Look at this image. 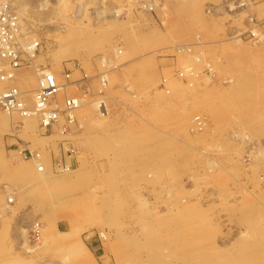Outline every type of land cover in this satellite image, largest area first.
<instances>
[{
	"label": "rangeland",
	"instance_id": "1",
	"mask_svg": "<svg viewBox=\"0 0 264 264\" xmlns=\"http://www.w3.org/2000/svg\"><path fill=\"white\" fill-rule=\"evenodd\" d=\"M16 5L81 106L45 133L0 111V264H264V0Z\"/></svg>",
	"mask_w": 264,
	"mask_h": 264
},
{
	"label": "built area",
	"instance_id": "2",
	"mask_svg": "<svg viewBox=\"0 0 264 264\" xmlns=\"http://www.w3.org/2000/svg\"><path fill=\"white\" fill-rule=\"evenodd\" d=\"M16 1L0 0V82L4 84L0 87V111L8 114L14 113L22 117L34 116L38 120L39 129L45 133L58 124L60 113H64L66 121L72 123L74 121L73 111L77 107L76 104L80 103V99L73 96L66 97L61 106L56 102V96L66 88L67 83L59 81L55 72L50 68L34 64V58L40 50L41 44L40 41L31 39L26 32L23 16ZM259 25L252 22L253 28L250 29L248 36H252L253 39L260 36L256 33ZM22 67H32L35 73L36 86L30 92L21 90L15 84L17 70ZM101 76L103 77L101 79L102 86H104L106 78L104 75ZM64 77L67 82L69 74H65ZM87 79L88 77L84 75L75 83L86 90ZM27 92L29 95L31 94V100ZM96 107L101 115L106 114L103 100L98 99ZM20 154L24 158L29 157L35 161L40 159L38 152L29 149H23ZM57 165L62 169L61 164ZM38 170H42L41 164L38 165ZM5 192L7 196L10 194L8 191ZM7 201L11 202L10 197H7ZM36 231L37 228H33L32 233L35 234ZM95 236L100 241L104 239L98 231L97 233H86L84 241L88 245H92Z\"/></svg>",
	"mask_w": 264,
	"mask_h": 264
},
{
	"label": "bare ground",
	"instance_id": "3",
	"mask_svg": "<svg viewBox=\"0 0 264 264\" xmlns=\"http://www.w3.org/2000/svg\"><path fill=\"white\" fill-rule=\"evenodd\" d=\"M100 7V6H99ZM144 7H149V3H145L144 4ZM97 9V8H96ZM116 12V11H115ZM118 12V11H117ZM22 13V12H21ZM103 13H105L104 11H103ZM102 13V10H101V8H99V9H97V10H95L94 11V14L95 15H97L96 17H99V16H101V14H103ZM101 82V81H100ZM0 85H2V82H0ZM31 95V94H30ZM30 95H29V99H30ZM31 100V99H30ZM82 102V101H81ZM77 105V107L75 108V109H77V108H79L81 105L80 104H76ZM28 117H34V116H28ZM27 117V119H30V118H28ZM187 117V116H186ZM1 120H3L4 119V117L3 116H1ZM36 118V117H35ZM195 120V119H194ZM193 121V120H192ZM197 123V122H196ZM194 127V126H193ZM27 163H29V162H27ZM31 163V162H30ZM61 169V168H60ZM66 170V168L64 169L63 168V171H65ZM10 196V195H9ZM9 196H7V197H9ZM11 199V198H10ZM100 235L102 236V237H105V235H104V233L103 232H100ZM60 240V239H59Z\"/></svg>",
	"mask_w": 264,
	"mask_h": 264
},
{
	"label": "crops",
	"instance_id": "4",
	"mask_svg": "<svg viewBox=\"0 0 264 264\" xmlns=\"http://www.w3.org/2000/svg\"><path fill=\"white\" fill-rule=\"evenodd\" d=\"M90 85H91L92 90H95V87H96L95 83H94V82H91ZM25 166H26L28 169L32 168L31 164H29V163H27V165H25ZM31 170H32V169H31Z\"/></svg>",
	"mask_w": 264,
	"mask_h": 264
}]
</instances>
